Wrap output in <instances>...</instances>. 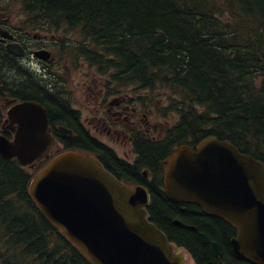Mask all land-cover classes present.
I'll return each instance as SVG.
<instances>
[{
  "label": "trees",
  "instance_id": "trees-1",
  "mask_svg": "<svg viewBox=\"0 0 264 264\" xmlns=\"http://www.w3.org/2000/svg\"><path fill=\"white\" fill-rule=\"evenodd\" d=\"M13 7L23 30L55 35L59 83L27 78L0 48L7 91L44 105L51 124L74 128L78 138L61 140L63 150H99L105 166L121 179L142 182L138 167L148 168L153 174L147 187L149 220L196 264L218 259L251 264L232 252L235 231L228 224L164 196L162 161L179 145L194 147L214 136L264 163V0H0V23H14ZM66 59L86 63L118 89L167 93L168 106L160 109L176 120L161 139L135 142L134 166L71 126L78 114L69 107L59 74ZM46 163L30 169L0 156V264H89L29 196L32 177ZM201 232L218 243L219 257L202 242Z\"/></svg>",
  "mask_w": 264,
  "mask_h": 264
},
{
  "label": "water",
  "instance_id": "water-1",
  "mask_svg": "<svg viewBox=\"0 0 264 264\" xmlns=\"http://www.w3.org/2000/svg\"><path fill=\"white\" fill-rule=\"evenodd\" d=\"M7 51L21 55L16 45ZM41 54L46 53L36 55ZM7 117L14 137L0 135V156L17 159L24 167L47 157L54 139L45 108L25 101L11 107ZM163 191L168 200L194 204L228 224L236 232L230 240L232 251L247 262L264 264V163L227 140L209 136L194 149L178 146L164 159ZM29 194L42 216L90 264L186 262L187 256L149 221L147 190L118 181L94 156L73 151L57 155L32 179ZM200 237L220 254L217 242L204 233Z\"/></svg>",
  "mask_w": 264,
  "mask_h": 264
},
{
  "label": "flooded vegetation",
  "instance_id": "flooded-vegetation-1",
  "mask_svg": "<svg viewBox=\"0 0 264 264\" xmlns=\"http://www.w3.org/2000/svg\"><path fill=\"white\" fill-rule=\"evenodd\" d=\"M4 30H7L13 38L4 39L0 37V48L4 51V54H6L10 58V60H12L13 63L17 65V68L19 71L21 70V73H23L29 79L43 81V83L49 81L54 83L55 79H58L56 77L57 72L55 71L57 63H54V54L57 48V40L55 39L54 35L40 31L28 32L23 30H15L13 28H10V26L0 24V33ZM12 44H17L21 48V50L19 49V51H21L20 56H12L6 52L7 47L11 46ZM38 52H46L48 56L50 55V59L48 61H43L36 55ZM47 54H41L40 56L46 57ZM57 81L59 82V80ZM6 86L7 85L4 83L0 76V131L5 136L12 138L13 133H11V131L7 128V111L13 105L25 100H21L20 98L15 97L12 94L13 92L11 93L10 91H7L6 88L8 86ZM53 87L55 88V85L51 86V88ZM96 95V99L99 100V103H101V105H96L97 108L94 118L97 122V126L94 127V130L99 135L104 134L105 137L114 136L116 141L119 143L118 148L122 151V155L119 156L111 146H107L104 143L101 144V142L99 144L104 149L111 152L115 156L116 160L123 162L129 166H134L138 158V154L135 150V142L141 139H148L150 141L156 140L159 139L160 136L152 135L148 129L147 123H143V118L141 117L140 110L136 106L134 89L129 88L126 91H118V94L115 95L107 82H104V80L102 79L101 86L98 88ZM109 97L111 98L110 100ZM72 125H78V127H80L90 138L93 139V137H91L92 135L90 129L86 127L85 124L81 121L80 114H78L77 124L72 123L71 126ZM60 127V125H53L50 122L51 134L55 138H63L62 140L67 141L78 138L77 132L74 130V128L67 127L69 132L65 133V135H61V132L59 130ZM141 130H143L144 133L142 135H137L138 131ZM95 141L97 142L98 140ZM96 151H98L96 154L90 151L87 152L95 154L101 161V163L105 166V164L103 163L104 159L101 156V151ZM105 168L110 171L106 166ZM138 168H142L137 172L139 176L142 177V182L136 179L135 181H133L129 178H117L122 181L128 182L133 186L140 185L148 189L147 187L152 183L153 174L146 167Z\"/></svg>",
  "mask_w": 264,
  "mask_h": 264
},
{
  "label": "rangeland",
  "instance_id": "rangeland-1",
  "mask_svg": "<svg viewBox=\"0 0 264 264\" xmlns=\"http://www.w3.org/2000/svg\"><path fill=\"white\" fill-rule=\"evenodd\" d=\"M11 18L10 22H14L13 25H17L20 21V11L17 7H13V16ZM57 60L58 56H55L54 54V63H56ZM62 62V68L59 71V74L66 84L65 91L67 93L69 104L79 112L81 121L90 129L91 135L107 146L113 147L117 154L121 156L122 151L118 148L119 143L114 136L105 137L104 134L99 135L94 130V127L97 126V122L94 118L97 108L96 105H101L99 100L96 99V92L101 86L102 79L97 76L94 70L89 69L84 62L79 61L75 65L69 59L62 60ZM103 80L106 82L104 77ZM128 89L129 88L118 89L117 87L112 86L114 92L119 90L126 91ZM143 96L145 97L144 103L139 105H137L138 102L136 103V106L140 110L141 117L143 118V123H147L148 129L152 135H161L176 120V116L171 112H167V115H165L162 111H156V109L153 110V107L149 105V100L152 101L153 105L159 106V108L165 107L168 104L167 93H155L153 96L143 94ZM135 97V100L139 101L136 94ZM110 99L111 98L109 97V100ZM186 264L195 263L189 257Z\"/></svg>",
  "mask_w": 264,
  "mask_h": 264
},
{
  "label": "bare ground",
  "instance_id": "bare-ground-1",
  "mask_svg": "<svg viewBox=\"0 0 264 264\" xmlns=\"http://www.w3.org/2000/svg\"><path fill=\"white\" fill-rule=\"evenodd\" d=\"M222 85V84H221ZM67 126V125H66ZM71 128V127H70ZM26 248V247H25Z\"/></svg>",
  "mask_w": 264,
  "mask_h": 264
}]
</instances>
